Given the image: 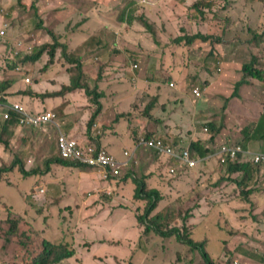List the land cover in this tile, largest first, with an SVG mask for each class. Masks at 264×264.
<instances>
[{"label": "trees", "instance_id": "16d2710c", "mask_svg": "<svg viewBox=\"0 0 264 264\" xmlns=\"http://www.w3.org/2000/svg\"><path fill=\"white\" fill-rule=\"evenodd\" d=\"M42 1L45 7L43 9L40 8L39 2ZM90 4H93L97 7L102 6L103 4L99 3L97 0H89ZM115 1V0H113ZM125 4L122 6L121 3L116 5L114 9H109L104 13L107 17L111 18L112 22L116 27H122L123 34L129 33L126 35H131V29L136 30H146L139 32L136 34L137 37L144 36L148 39V43L153 44L159 51V55L161 58H168L170 56V50L165 44V39L162 38L164 34H167L166 31L162 28L163 32L160 36H157L155 24L149 20L145 13H136L134 11L130 12L131 5H128L130 0H125ZM179 3H176L172 9V13L175 18L183 19L186 27L181 28V33L184 35L177 36L175 34L172 35V42L174 46H182L186 48L187 53L190 56H196L198 54H205L200 52V45L204 44L209 47V52H207L204 57H208V55L216 54L218 57L222 56L225 48L232 41H237L239 45L247 44L248 49H257V51H249L247 55V60H244L243 57L239 55H234L232 57H228V63H232V69H237V81L234 84L233 88L238 89L240 87H250L251 91L256 92L261 96H264V87L261 88L258 83L264 84V52L263 43H264V26L256 25L255 29L252 27L251 23L253 20H250L251 16H245L241 25L239 26V31L243 30L242 25L245 26L244 30L247 29L248 37L243 39L241 37H232L229 38L226 35L227 26H232L235 23V20L231 19L228 16L221 17L220 9L223 5V0H191L188 4H184V0H179ZM253 5L252 9H255L258 12L264 11V0H252ZM17 7L18 5L24 9L26 20L29 19L30 16H35L37 18V22L34 26V29L31 33L28 34L29 37L32 36L33 33L36 35H45V40L38 44L33 45L28 48L29 50L25 57L21 60H17L15 56L11 60L10 63L6 64V70L15 69L17 66L21 64H29L35 63L40 60L42 56H47L48 63L51 65L55 59V57L59 56V60H63L67 63V70H75L76 75L75 78L71 80L70 84L63 85L58 91L55 92H46L41 94V96H62L69 92H74L75 90H83L87 96H89L95 104L99 105V99L101 98V94L97 93V86L90 88L87 82L83 80V57L82 56H71V52L73 49L79 45L80 39L73 35L74 27H79L82 22L86 20L84 17H72L75 9L71 4H67L65 7H59L62 5L63 0H16ZM225 3V2H224ZM245 5V1L244 4ZM86 4H84V7ZM218 8V9H217ZM241 7L236 3H232L227 7V12L237 13L240 12ZM148 11H152L155 16L160 15V10L156 9L152 6L148 7ZM247 14V12H246ZM19 16L17 13L16 17ZM257 19V18H256ZM249 20V21H248ZM9 23L8 29H16L21 28L19 23L15 21V18L12 20L7 19ZM207 22L210 23L211 29L208 28ZM250 25V27H249ZM135 27V28H134ZM161 30V27H159ZM137 31V30H136ZM6 33V32H5ZM132 33V34H133ZM71 34V35H70ZM122 34V35H123ZM1 37V34H0ZM125 37V40H126ZM129 41V40H127ZM133 45L138 49H144L143 51H152L147 45L144 46V40L142 38L135 39ZM132 41V42H133ZM17 45V44H16ZM15 45V47H16ZM31 52V53H30ZM12 53L14 54L15 52ZM11 53V54H12ZM156 53V52H155ZM6 57L0 51V58ZM47 60L45 57H43ZM221 58V57H220ZM203 59V58H202ZM204 60V59H203ZM47 63V64H48ZM225 60L224 65L228 64ZM263 64V65H262ZM47 66V65H46ZM262 66V67H261ZM189 71V78H196L198 75L192 76ZM210 74L216 76L215 80L217 82L215 85H218L221 79H224L226 82V74H231V71L224 72L217 71L216 69L210 71ZM220 75L222 76L220 78ZM201 76V75H199ZM220 78V79H219ZM219 79V80H218ZM2 83H0V88H4L6 83H4V79H0ZM100 80V75L97 76L96 81ZM202 81L201 83L198 81H194L201 86V88H208L212 85V81ZM184 79H181L182 83ZM171 81L170 83H172ZM191 82V81H190ZM186 84V82L184 81ZM244 84V85H243ZM189 86V85H188ZM259 88L260 91H259ZM28 94H32L30 88H26L21 91ZM221 93V92H220ZM232 95V94H231ZM216 96V95H212ZM165 96L161 94L159 91H156V95L152 97L149 95V101L145 108H141V116L139 117V126L144 128V124L150 121H155L160 125L162 134H169L176 131L178 128L185 124V119L181 116L180 120H176V116H172L170 114V118L165 121L164 118L153 117L155 108L162 106L164 102L163 99ZM231 97V96H230ZM230 100V98H228ZM195 100V99H194ZM135 103L137 106L139 104H143L142 101L135 99ZM20 104V103H19ZM22 105V104H20ZM24 109L29 110L30 108L22 105ZM214 106V105H212ZM215 107H211L212 115L218 113L214 109ZM138 109V108H134ZM166 109L163 107L162 112H165ZM134 115L133 112L122 113L120 115H116V119L112 120V124H116L119 119H123L124 117H128ZM23 114L19 112L12 111L10 117L3 121L0 125L1 127V136H0V146H2L6 151L11 155L9 156V160L6 157L0 156V181L4 182V178L8 177L10 172L14 171L15 168H18L19 171L23 173V176H28L29 174H43L47 173L51 170L52 164H60V165H77L83 166L84 163H73L68 159L62 157L57 148L56 138L52 137L51 141H47L46 146H41L39 143H36V138L28 136L32 142L29 145V151L33 152L35 147L37 146L40 150L36 153L39 156H43L45 169L38 170H28L31 167L33 158L27 159L24 154L21 152H16L14 154V143L18 138L10 137L7 139L6 132H13L14 134L20 133L22 130H29L30 127L21 122L23 119ZM246 117V115H244ZM95 116L90 117L87 123V137L90 143L95 144L97 149H104L108 154L114 155L113 149H106L101 146L102 133L99 134L97 132L95 134L94 131L91 130V126L94 123ZM130 120V119H129ZM222 121L219 119H208L202 125L204 132H207L209 135L208 140L205 144L198 139L190 140V142L185 145L177 141V137L175 140L171 137H162V145H161V154L164 156L170 149L175 151L176 146L178 147V151L180 155L183 151H187L189 156L193 157V161H196L198 156H204L210 158V156H214L220 149L221 143L217 148L212 147L211 141L215 142L217 139L222 137V133H229L231 138H234L241 133V140L228 143L226 142L227 149L224 152L223 163L224 166L216 164V172L218 178V185L226 184L224 179H220L219 177H225L234 181V183L227 185L226 189L221 191V187L217 188V193L224 192H232V188L246 189L249 183H253L252 189H248L247 191L241 192V194H236V197H242L243 203L246 200L249 204L244 206L230 207V212L232 215L240 218V222L238 226H234L232 224H228L227 229L225 222H222L221 219L218 220V224L222 226L226 231V236L220 237L219 233H214L211 227V222L206 225L205 230L210 232L211 236L216 237L217 239L221 238V243L223 244L222 250L226 254H230L231 248L228 246L229 240L235 235L242 234L245 237H251L253 233H256L257 240L261 241L260 246H264V233L261 229L257 228L258 232H254L253 227H256V222L262 223V216L264 215V202L260 201V191L264 189V186L257 185V178L261 175H264V162H255L254 157L258 154H264V151H248L247 145L252 146L255 144V140L260 143L264 142V114L260 117H256L254 120H248V122L244 126H240L239 128H219L218 123L216 122ZM226 121V119H223ZM106 126V125H105ZM224 126V123H220V127ZM19 129V130H18ZM104 130L103 132H105ZM94 133V135H93ZM107 134V132L105 133ZM120 134V133H119ZM20 138V134H16ZM179 135V134H173ZM227 135V134H225ZM152 133H148L146 137H142L144 140L150 139ZM155 147H150V150L155 154L159 155V153L154 150ZM249 152V153H247ZM173 156L172 166L178 165L177 169H173L171 171L170 167L165 168L161 177L164 184L166 181H171V184L174 186V189H177L179 196L174 199H163L164 194L159 188L156 187H148V184L145 180V175H138L139 171H135L131 168V164H124L123 167H128L127 173L122 176V172L116 176H109L108 173L102 179L109 181H117V182H126L128 179L134 184V193H133V201L132 203H137V200H142L141 203L138 201L137 203V211L142 210V213L136 215V219L139 224L143 226V235H148L146 240L149 238V234L154 233L160 236L159 241L160 245L163 244L167 239V237H174L178 242H183L186 244L191 251H198L201 255L204 264H215L208 253V241L209 237L198 239L194 236L195 225L188 222L189 219L197 218L198 221L204 222L209 221L207 212L205 210H201L195 213L194 209L199 204L200 207L204 204L202 203L203 199L201 195V190H199L200 181L194 182L192 180H187L188 174L190 170L193 171V165L186 162L181 156ZM180 161V162H179ZM218 161V160H217ZM179 162V164H178ZM191 165V166H190ZM188 172V174H187ZM137 174V175H136ZM187 174V175H186ZM166 178V180H165ZM203 184L206 185V193L210 192L208 189H213L214 186L211 185L210 180H203ZM15 185V184H13ZM174 191V190H173ZM255 191V194L251 195V192ZM87 193V192H86ZM108 195V194H107ZM30 193H25V198L29 197ZM104 197H106L104 195ZM174 199V200H173ZM144 202V203H143ZM2 203L6 204L1 206L0 209H7V215L5 217H0V231L6 228L3 231L2 237L0 238V264H61L66 261L70 256L74 254V248L69 246L68 243L65 242H53L48 239L46 236H43L40 231L33 229L27 220H24L23 215L13 211L10 204L5 201L4 194L2 196ZM143 206L141 207L140 205ZM193 204H196L195 206ZM90 205V206H88ZM87 207H91L93 210H87L83 212V214H87V217H92L98 211L96 208V203H90ZM161 205V207H159ZM86 206V204H84ZM159 207V208H158ZM204 207V206H203ZM155 210V215L150 216L151 212ZM206 212V213H205ZM222 215V212H220ZM16 218H22L21 223ZM196 219V220H197ZM249 221L248 227H246V223ZM198 223V222H196ZM216 229V228H215ZM219 235V237H218ZM225 239L223 240V238ZM92 242H88L91 244ZM204 244L205 248H204ZM221 249V244L219 245ZM179 255L180 252H177ZM260 259L259 261L264 263V252L259 253ZM224 256V255H223ZM222 256V257H223ZM156 258H153V260ZM235 259V258H234ZM233 259V260H234ZM228 260V259H227ZM133 263V261H131ZM125 264V263H121Z\"/></svg>", "mask_w": 264, "mask_h": 264}, {"label": "rangeland", "instance_id": "374dc122", "mask_svg": "<svg viewBox=\"0 0 264 264\" xmlns=\"http://www.w3.org/2000/svg\"><path fill=\"white\" fill-rule=\"evenodd\" d=\"M99 3L103 4L106 0H97ZM108 0L107 4L110 3ZM245 1V5L244 4ZM2 2V5H1ZM178 1L176 0H169L166 3V0H163V3H166L165 10L169 11L172 10L174 5ZM236 2L241 8V11L237 13L227 12V7L230 6L232 3ZM223 5L220 9V16L223 18L225 16L230 17L231 19L235 20V23L232 26H227L226 35L229 38L232 37H241L243 39L247 38L249 35L247 33V29L244 30L245 26L242 25L243 30L239 31V26L241 25L243 19H245V16H251L250 20H253V23H251L252 27L255 29L256 25H262L264 26V11L258 12L255 9H252L253 2L252 0H226V2H223ZM66 6V5H65ZM115 7V6H114ZM114 7H110L109 9H114ZM62 8V7H61ZM218 9V8H217ZM134 11V9H133ZM135 12V11H134ZM247 12V14H246ZM17 13H19V16L16 17ZM6 17L9 20H12L15 18V21L19 23V26L21 28L16 29H8L9 23L6 20H3V17ZM79 17V16H75ZM257 18V19H256ZM249 21V20H248ZM37 22V18L35 16H30L28 20L25 18V11L23 8H21L19 5L17 7L16 0H0V30H3L6 32L3 39L0 40V51L1 53L6 57L0 58V76L3 75V72L6 71V64L10 63L13 57L15 56L18 58L17 60H21L25 57V54L31 50V48L28 50L30 46L38 45L42 43L46 36L43 35H36V33H33L31 37L28 36L29 33H31L34 29V26ZM208 28L211 29L210 23L207 22ZM250 27V25H249ZM76 27H74V30ZM101 33H108L112 37H115L114 29H101L99 30ZM131 31L135 32L136 34H139V32H142L143 30H134L131 29ZM98 31H86L83 29H79L75 31L76 35H81L82 33H97ZM129 33H125L122 35L121 40L125 44L132 45L131 48L141 53V55H134L130 52H128L129 49H126L125 51L132 55L131 58H128L125 53V57L122 58L121 62L119 63L114 59V55L111 56L107 64H103L106 67H123V71L118 72L119 76L123 79H125L128 82H131L130 74L126 71L125 65L126 61L125 58L130 63L133 64H140L142 68H148L150 65L151 68L149 69L148 77L147 79H151L152 76H157L158 74L156 71L159 69L155 63L151 64V60L159 59L157 55H159L158 49L151 43H148V46L151 50L155 51H143L142 49L136 48L133 43L135 41L129 40V35L126 37V35ZM134 35V34H133ZM136 37V35H134ZM143 36V35H142ZM128 41L126 43L125 40ZM144 37V36H143ZM147 39V38H146ZM133 41V42H132ZM87 42L86 39H80V43L78 46H76L73 51L71 52V56L75 57L77 54L78 49L82 47V45ZM18 44V46L15 47V45ZM28 47V48H27ZM247 44L239 45L238 42L232 41L230 44L225 48L222 56L218 57L216 54L208 55V57H204V55L209 52V47L207 45H200V52H203L205 54H198L196 60L201 61V64L197 63L195 66H192L193 69L191 70L190 74L192 76L198 75L197 81L202 82V78L199 75H202L203 73H199L195 70L199 67H205V71H212L214 69L222 68V71L228 72L231 71V75H235L238 73L239 68L232 69V63H228L227 65H223L225 60H228V57H232L234 55H239L243 57L244 60H247V55L249 54V51H257V49H248L246 48ZM264 47V43H263ZM15 52L14 54L12 53ZM264 52L263 50H261ZM12 53V54H11ZM31 53V52H30ZM160 56V55H159ZM171 57L169 58H163L161 61H159L158 65H162L163 67L169 66L171 61L170 59L174 60L177 64L172 66L174 74H179L184 78L185 83H178V82H172L171 78L166 79L165 85H156L157 90L161 94H163L167 100L164 102V108L166 109L165 112H162L159 108L154 109V115L153 117L157 118H164L165 121L170 118V114L172 112H179L184 118L187 120L188 110L190 107L187 106V104H191V98L197 100V103H200L206 98V101L211 102L212 99L210 97H206V92L203 91V89L200 88L198 84H194L197 82L189 81L188 79V73L190 71L189 67L187 66L185 70L182 72L180 71V67L182 66L183 58H185V50L183 51H177L176 54H171ZM45 57L48 63L47 56ZM42 57L39 61L42 63ZM138 58L139 62L134 61V58ZM161 57V56H160ZM204 60H203V59ZM38 62L37 66L40 69V72L44 71L45 69V62L41 64ZM263 65V64H262ZM23 68L22 72L24 73V77H30L29 72L31 70L26 69L24 70V67L26 64L19 65ZM161 67V68H163ZM262 67V66H261ZM139 69V67H138ZM264 69V67H263ZM135 72L138 71L136 70ZM76 71L71 70L69 71V74L66 76L64 80H62L59 83L55 84V87H59L63 83L70 84L71 80L75 78ZM209 75V73H208ZM32 77V83L34 82V75H31ZM166 74H162V78H165ZM89 82L92 86V79L88 78ZM239 81V80H238ZM237 81V82H238ZM222 82V79L219 83ZM143 83V82H142ZM25 85V88H29L30 85ZM189 85V86H188ZM244 85V84H243ZM261 88L264 87L263 83H258ZM63 86V85H62ZM61 86V87H62ZM150 86V85H149ZM216 85L214 84L212 88H210L207 93L210 96L211 93H213V88ZM259 88V91L260 89ZM217 91L213 93L217 97L216 101H214L215 111L218 113H215L211 116V119H221L222 121L216 120V122L219 124L218 127L225 129L227 127L233 128L240 126H244L248 120H254L256 117H260L262 114H264V96H261L259 94H256V92L251 91V88L248 87H240L238 89H231L229 87H224L222 89L216 88ZM222 90V91H221ZM166 91H169V96H166ZM84 93V92H83ZM156 93V92H155ZM179 93H181V96L179 97ZM231 97H229V95ZM85 95V96H84ZM84 95H78L77 98L73 101L74 107L77 109L78 107H86V109L91 112L94 108H100L101 105L94 104L92 99ZM192 95V97H191ZM124 96H116L115 98H123ZM129 98V97H128ZM230 98V100L228 99ZM101 101V100H100ZM124 102H127V99H123ZM199 101V102H198ZM52 102H47V105H50ZM206 102V103H208ZM117 106L114 108V114L119 112V108H122ZM145 108L144 106L142 107ZM42 107H38L37 112H32L29 110H26L28 116L35 117L42 114L43 111ZM141 112V111H140ZM140 112L138 113V119L141 116ZM246 115V117H244ZM201 118V117H200ZM223 119H226V121H223ZM1 121V120H0ZM197 121V119H196ZM223 122L224 126L220 127V123ZM2 122H0L1 125ZM79 127H85L86 122L83 120H80L77 122ZM117 123H120L119 125H115V130L119 131V133L122 135L123 133L128 132L126 130L125 125L127 124L126 118L125 119H119ZM203 124V123H202ZM161 124L150 121L148 123L144 124V128H141L138 125L136 127V130H146L149 133H152L156 130H161L160 127ZM109 126V125H107ZM199 129V127H197ZM185 131V127L178 128L173 133L178 134L179 132ZM43 133L45 136H47L50 131L47 132H41L40 130H22L20 132V138L13 132H6L7 139L10 137H16L18 138L15 141L14 144V154L16 152H21L24 154L25 158L31 159L33 158L32 165L30 168H39V169H45L44 166V159L43 156L36 155L34 151L37 150L38 147L36 146L34 151H29V145L31 144V140L28 139V136L38 138L39 135ZM85 133H87V126L85 128ZM0 136H1V127H0ZM238 139L231 138L230 134L228 133L225 135V133H222V137L220 139H217L215 142L211 141L212 147L217 148L221 143V147L225 146L226 142L234 143ZM155 148L154 150L160 151L161 141L162 137H157L153 140ZM257 143L253 144L250 148L249 145H247V148H249L252 151H264L257 149ZM260 145L263 144L259 143ZM154 147V146H152ZM149 149V148H146ZM176 149L178 147L176 146ZM114 150V155H116L119 159H124L125 156L123 154L124 150H133L132 146H128L127 143H119L116 145ZM181 151H177L176 155L180 153ZM154 155H157L154 153ZM163 156V155H160ZM173 150L170 149L163 157L166 158L165 163L168 162V167H170L171 171L173 169H177L178 165H175V167L172 166L173 162ZM157 157V156H156ZM177 160L178 157L176 156ZM189 159L193 160L192 156H189ZM224 159H219L216 163L217 165L224 166L222 164ZM180 162V161H179ZM178 162V164H179ZM215 163V162H214ZM133 165L131 168L135 171H139L138 175H143L146 170V178L145 180L148 181V187H155L158 186L159 189L164 194L163 199H171L174 197L179 196L178 192L173 191L171 181H166V184H169L167 188L163 187L162 177L158 173L159 169L156 168V170H152V166H149L147 168V164L145 161H140L138 163H132ZM193 168L197 167V161H194L192 164ZM191 166V165H190ZM83 170H86L89 173V181L94 182V178L99 175V173L93 172L95 166L85 164L82 166ZM152 168V169H151ZM201 168V167H200ZM93 169V170H91ZM130 170L128 167L124 166V171L122 176H124L127 171ZM149 170V171H148ZM202 171H204L201 168ZM210 172V171H209ZM206 171L204 174L209 173ZM9 176L4 178V182L0 181V207L4 206L6 204L2 203V196L4 194L5 201L11 205L13 211L18 212L23 215L24 220H27L29 222V225L37 230L40 231L43 236H46L51 241L55 242H65L68 243L69 246L74 248V254L70 256L64 263L61 264H121L120 261L116 258H121L125 264H204L203 260L201 258V255L198 251H191V249L184 244L183 242H178L174 237H167L165 239L166 241L163 242L162 245H160V236L151 233L149 234L148 240L146 238L148 235H143V226L138 223L136 219V215L142 213V210L137 211V203H132L133 201V193H134V184L128 179L126 182H117V181H111L110 183H105L108 185L111 189H107L106 191H102L99 197H96L95 195H87L86 191H92L93 185L86 183V173L83 172L81 174V181H82V187L80 192L85 191L84 193V200L81 202L80 199L75 200L73 198V195L61 192V197L52 199L54 196L53 194L47 193H40V189L42 186H45L42 182L46 183V180H48L50 175H47V173H39V174H29L28 176H23V173L19 171L18 168H15L14 171L8 173ZM188 174V172H187ZM186 174V175H187ZM210 174H212L210 172ZM137 175V174H136ZM203 175V174H202ZM204 176V175H203ZM100 177V175H99ZM200 178V177H199ZM220 179H224L227 185H230L234 183V181L227 179L225 177H219ZM157 179V180H155ZM166 180V178H165ZM189 180V178H187ZM203 180H213V178L208 175L204 177ZM254 180H257V185L264 186V175H261L257 178H254ZM15 184V185H13ZM47 184V183H46ZM253 183H249L248 186H246V189H236L233 192H224L217 193L214 195V193H206L204 195L205 200L203 199L202 203H204V208H201L198 204L196 208L194 209L195 213L201 210H205L207 212H210V214H207V217L209 218V221H198L197 218L195 219H189L188 222L195 225L194 230V236L195 238L202 239L206 236L209 237L208 241V253L211 259L215 264H231V261L234 258H240L238 254H241L242 256L246 258H253L257 256L258 252H264V246L261 247V241L257 240L256 233H253L251 237H245L242 234H237L234 237H232L229 242L228 246L231 248L230 254H226L222 250L223 244L221 243V238L217 239L214 236H211L210 232L205 230V227L207 224H211V227L213 229L214 233H219L220 237L226 236L225 229L218 224V220L221 219L222 222H225L226 229L228 224H232L234 226H238L240 222V218L237 216H233L232 212H230V207H236L244 206L245 204H249L246 200H244L242 197H236L235 194H241L243 191H247L249 188L252 189L253 186H251ZM214 187H221V191L224 189L223 185H218L215 182L211 183ZM217 191V190H216ZM264 192V189L262 190ZM30 193V196L25 198V193ZM108 194V195H107ZM255 194V191L251 192V195ZM104 195L106 197H104ZM173 199V200H174ZM222 200L223 205L222 207L217 206L216 202ZM221 202V201H220ZM220 202L218 204H220ZM89 203H96L97 212L92 217H89L84 220L83 217H87L88 215L81 214V207L84 206V204ZM144 203V202H143ZM65 205V206H62ZM194 206L196 204H193ZM62 206V207H61ZM90 206V205H88ZM141 207L143 206L140 205ZM161 207V205L159 206ZM158 207V208H159ZM222 212V215L220 214ZM155 210L151 212L150 216L155 215ZM206 213V212H205ZM7 215V209H0V217H5ZM264 220V215H261ZM20 224L22 218H16ZM197 219V220H196ZM198 222V223H196ZM249 221L246 223V227L243 229H246L248 227ZM256 227H253L254 232H258L257 228L261 229L264 233V222L258 223L256 222ZM216 228V229H215ZM3 230L0 231V238L2 237ZM219 237V235H218ZM225 237L223 238V240ZM264 240V238H262ZM85 240H92L91 244L84 243ZM101 240V241H100ZM221 244V249L220 245ZM74 245V246H73ZM204 244V248H205ZM177 252H180L178 255ZM224 255V256H223ZM223 256V257H222ZM153 258H156L153 260ZM261 257H258L260 259ZM116 259V260H115ZM228 259V260H227ZM243 260V259H242ZM1 261V260H0ZM133 261V263L131 262ZM238 261V260H233ZM241 262V261H238ZM242 264H245L244 262H241Z\"/></svg>", "mask_w": 264, "mask_h": 264}, {"label": "crops", "instance_id": "0c3cea01", "mask_svg": "<svg viewBox=\"0 0 264 264\" xmlns=\"http://www.w3.org/2000/svg\"><path fill=\"white\" fill-rule=\"evenodd\" d=\"M106 0L102 6L97 7L93 4H90L89 0H63V3L61 7H65L67 4H71L74 6V13L72 17L80 16L81 18L84 17L86 20L82 22V26L78 28L83 29L86 31H98L97 33H82L81 35H76L73 33L75 37L78 39H86L87 42H85L80 49H78L76 56H82L83 57V80L87 82L90 88H93L96 84L97 86V93L101 94V98L99 99V103L101 107L94 108L91 112H89L86 107H78L77 109L73 105V101L77 98L78 95H84L85 92L83 90H75L74 92L66 93L62 96H41V94L46 92H55L58 91L62 85H66V83H63L59 87H55L56 83L61 82L66 78V76L69 74V71L67 70L68 66L65 61L62 59L59 60V56L55 57L53 63L51 65L46 64L47 61L42 57V63L45 62L47 66H45L44 71L40 72V69L37 67L39 66L37 63H29L24 67V70L29 69L31 70L29 72V76L33 74L34 82L30 85V89L32 91V94H28L25 92H19L25 90L24 85V73L22 72L23 68L21 67V70H9L3 72V75L0 76V79H4V83H6V86L4 88H0V92L4 94L11 102L13 103H20L24 105L25 107L30 108V111L37 112L38 107H42L43 112L49 111L55 115L54 122L52 123L50 133L45 136V134L41 133L38 138H36V143H39L41 146H46L47 141H51L53 135L55 138L59 134H63L69 138L78 140L82 145H88L93 144L90 143L91 141H88L87 133H85V128L87 126V123L93 115L95 116L94 123L91 126V130L95 132L102 133V137L100 135L99 140L101 139V146L105 147L106 149H115L116 145L119 143H127L128 146H133L137 142L139 138L146 137V135L149 133L146 130H134L136 129L138 125V113L141 111L140 107L147 105V102L149 101V95L152 97L153 95H156L157 87L156 85H165L166 79L171 78L173 82H181V79H184L179 74H174L172 66L177 64L174 60L170 59L171 63L168 66L163 67L162 65H158L159 61H161L163 58H161L159 55L156 60H151V64L155 63L156 66L159 68L156 73L157 76H152L151 79H147L148 77L147 72H149V69L151 66L149 65L148 68L145 69L141 67V65L137 64L139 69H133L131 68L130 60L128 61L125 58V61L127 62L125 65L126 71L130 74L131 82L126 81L125 79L121 78L118 74V72L123 71V67H106L103 64H107L109 59L112 55H114V59L121 62L122 58L125 57V55L128 58H131L132 55L127 53L125 50L129 49L128 52L134 54V55H141V53H138L134 51L130 44H125L122 40V34L120 33L121 28H118L115 26V24L112 22L111 18L113 17H107L104 15L105 12L109 10L110 7L116 6L118 4L115 1H111V4H107ZM169 0H166V3ZM177 3L180 4L179 0ZM191 0H184V4H188ZM126 1L121 0V5L123 6ZM226 2V1H223ZM166 3H163V0H130L128 5H131L130 12L134 11L136 13H145L150 21L155 24L156 33L159 37L160 34H162L163 30L166 31L167 34H164L162 36L163 39H165V44L170 50V55L174 54V47L172 46V43L170 41V38L172 39L173 34H181L180 29L183 27H186V24L183 19H177L174 17L172 10L166 11L165 7ZM84 4L86 6L84 7ZM2 5V2H1ZM152 6L156 9L160 10V15L155 16L152 11H148V7ZM45 5L43 2H41V8L43 9ZM4 19V17H3ZM161 27V30L159 29ZM114 29L115 37H112L108 33H101L99 30L101 29ZM135 28V27H134ZM137 29V28H136ZM144 31V30H143ZM134 34V33H133ZM131 33L129 35V40H135L142 38L144 40V46L147 47L148 45V39H146L143 36L135 37ZM71 35V34H70ZM0 40H2L0 38ZM126 43L128 41L124 40ZM177 51H183V49L178 48ZM125 55H124V53ZM171 57V56H169ZM168 57V58H169ZM197 58V57H196ZM196 58H191L190 56L186 55L185 58H183L182 66L180 67V71L186 69L188 66L190 71L193 69L192 66H195V64L199 63L201 64V61L196 60ZM134 61L139 62L138 58H134ZM41 63V61H39ZM228 63V61L226 60ZM41 63V64H42ZM136 65V64H133ZM202 65V64H201ZM163 67V68H161ZM138 71L137 72L135 71ZM195 70L199 73L203 72L204 74L207 73L205 71V67H199ZM162 74H166L165 78H162ZM100 75V80L96 81L97 76ZM222 76L220 75V78ZM88 78L92 79V86L89 82ZM202 81H206L210 79L209 81H212V85L208 87V89L212 88V86L217 82L215 80L214 76H209L207 74L201 75ZM219 78V79H220ZM189 81H192L189 78ZM218 79V80H219ZM238 77L237 74L231 75L226 74V82L224 79H222V82L216 85L213 88V93L220 92L217 91L216 88L222 89L224 87H229L233 89L234 84L236 83ZM194 81H197V78L193 79ZM143 82V83H142ZM0 83L1 80H0ZM184 83V81H183ZM150 85V86H149ZM221 90V91H222ZM207 92V88L204 90ZM84 92V93H83ZM211 93L210 97L212 99L211 102L206 101V98L202 100V102L197 103V100H194L191 95V104H187L190 109L188 110V119L186 120L184 116H182L179 112H172V116H176V120H180V117L182 116L185 119V124L182 127H185V131L179 132L178 136L173 135L175 133H169V134H162L161 130H156L152 132V135L155 136H161V137H171L175 140V137H177V141L184 143L187 145L190 140H200L202 144H205V142L208 140L209 135L207 132H204L202 128V123H204L206 120L211 119L212 113H211V107L212 104H214V101H216L217 97L212 96L214 95ZM123 98H115L116 96H124ZM166 96H169V91H166ZM85 96V95H84ZM181 96V93H179V97ZM231 94L229 95V97ZM129 97V98H128ZM126 98L127 102H124L123 99ZM135 99H138L139 101H142L143 104H137L135 103ZM165 100V97L163 98ZM101 100V101H100ZM52 102L50 105H47V102ZM199 102V101H198ZM208 102V103H206ZM95 104V103H94ZM122 108H119V112L114 114V108L119 106ZM164 105L159 106L158 108L162 111ZM138 108V109H134ZM157 109V108H155ZM154 110V109H153ZM133 112L134 115L128 116L126 118L127 124L125 125L126 130L128 132L123 133L122 135L119 134V131L115 130L114 124H112V120L116 119V115H120L122 113H128ZM201 117V118H200ZM130 119V120H129ZM197 119V121H196ZM83 120L86 122L85 127H79L78 121ZM120 123H116L115 125H119ZM106 125V126H105ZM109 125V126H107ZM199 127V129H197ZM19 130V129H18ZM106 130L105 132H103ZM107 132V134H105ZM20 134V133H16ZM228 134V133H225ZM94 135V133H93ZM234 138L238 139L237 141L241 140V133L240 135L235 136ZM236 141V142H237ZM14 143V141H13ZM230 143V142H228ZM227 143V144H228ZM255 143H257V149L263 150L264 145L259 144V141L255 140ZM95 145V144H94ZM250 148H253L250 146ZM40 149L38 148V151ZM247 150L250 152L249 148ZM247 152V153H249ZM0 156L6 157L9 160L8 152L6 149H4L2 146H0ZM166 158L163 156L154 155V152L150 149H146L143 147H139L136 150L135 153V162L138 163L140 161H145L147 168L149 166H152V170H156V168L159 169L158 173L161 175L162 171L168 167V162L165 163ZM215 162V163H214ZM217 158L216 156H210V158L204 157V156H198L197 158V167L193 168V171L190 170V173L188 174V177L190 180L197 182L200 181V187L199 190H201V193L203 192L204 195L206 194V185L203 184V179L206 175L213 178V180H210L211 183L215 182L218 184V181L216 179L218 178L217 172H216V163ZM204 170L202 171L201 168ZM93 170V169H91ZM149 171V170H148ZM206 171H210L212 174L207 173L204 174ZM85 172L86 173V183L93 185L92 191H86L87 195H95L96 197H99L103 190L109 188L108 185L105 183H110L109 180L102 179V175L99 170L94 169L93 172L99 173L97 177L94 178V182L89 181V173L86 170H83V167L77 166V165H60V164H52L51 170L47 172V175H50L48 180H46V183L42 182L45 186H42L45 188V193H49L50 195L53 194L52 199L60 198L61 192L68 193L73 195V198L75 200L80 199L81 202L84 200V193L85 191L80 192L82 187V181H81V174ZM146 173V170H145ZM143 173V175H146ZM204 176H203V175ZM162 176V175H161ZM200 177V178H199ZM157 180V179H155ZM148 184V181H146ZM163 182V180H162ZM156 188H159L158 186H155ZM163 187L167 188L163 182ZM217 188L214 187L213 189H208L210 192L208 193H214L217 194ZM223 188L226 189V184H223ZM172 189L176 192L177 189H174V186H172ZM232 192L235 190L232 188ZM204 195L202 196V199L205 200ZM236 195V194H235ZM260 201L264 202V192L260 191ZM163 198V197H162ZM235 198V196L233 197ZM221 201V202H220ZM220 202V204H218ZM90 204V203H89ZM217 206L222 207L223 202L222 200H219L216 202ZM86 206L81 207V214L87 210H93L91 207ZM247 205V204H245ZM65 206V205H62ZM61 206V207H62ZM204 205L201 206V208ZM234 216V215H233ZM85 219L87 218H83ZM101 241V240H100ZM84 243L92 242V240H85ZM74 246V245H73ZM259 253H257L256 257L253 258H246L242 256L241 254H238L241 259L235 258V260L244 262L246 264H264L259 261L258 257H260ZM120 261V263H125L121 260V258H116ZM115 259V260H116ZM243 259V260H242ZM231 264H233V260L231 261Z\"/></svg>", "mask_w": 264, "mask_h": 264}, {"label": "built area", "instance_id": "2783aa9c", "mask_svg": "<svg viewBox=\"0 0 264 264\" xmlns=\"http://www.w3.org/2000/svg\"><path fill=\"white\" fill-rule=\"evenodd\" d=\"M3 34V32H1ZM27 82H30V79L27 80ZM1 99V97H0ZM5 109L0 104V110ZM14 109L18 111H22V109L18 105H14ZM1 115H3L4 118H7L8 115L6 112H2ZM54 117V114L51 112H46L42 115L30 117L26 113V116L23 117L21 120L22 123L32 126V127H41L44 125H47L52 121ZM149 146H154V141H148L146 142ZM57 145L59 152L62 157L67 158L73 162H79V163H87L89 165L96 166L99 170L103 172V177L108 175L113 176L114 174H117L120 169V162L113 156L108 154L104 149H96L93 145H82L81 143H78L76 140L69 138L63 134H59L57 137ZM227 149V146L221 147L219 152V157L223 159L224 152ZM125 155L129 158L132 155V152H129L128 150H124ZM176 155V154H175ZM180 153H178L176 156L178 157ZM186 162L193 164V160L189 159V154L187 151H183L180 155ZM255 162H264V154H258L254 157ZM42 192L45 191L44 188L41 189ZM235 264H242L241 262H234Z\"/></svg>", "mask_w": 264, "mask_h": 264}, {"label": "clouds", "instance_id": "9594fccd", "mask_svg": "<svg viewBox=\"0 0 264 264\" xmlns=\"http://www.w3.org/2000/svg\"><path fill=\"white\" fill-rule=\"evenodd\" d=\"M122 1H125V0H122ZM223 1H226V0H223ZM41 2L42 1H40L39 2V6H40V8H41ZM115 2H117V0H115ZM118 4L119 3H121V0H118V2H117ZM109 4H111V1H110V3ZM118 4H116V5H118ZM59 7H61V5L59 6ZM112 7H114V6H112ZM42 9V8H41ZM3 20H7V18L4 16V19ZM83 24V23H82ZM82 24L79 26V27H81L82 26ZM79 27H77L76 29H75V31H77L78 30V28ZM118 28H121V31H120V33L121 34H123V29H122V27H118ZM136 30H138V29H136ZM143 30H146L145 28L143 29ZM75 31L73 32V33H75ZM1 32H3V34L1 33ZM180 32H181V29H180ZM131 33H133V31L131 32ZM0 34H1V39H3V37H4V35H5V31H4V29L3 30H0ZM175 35H177V36H182V35H184L183 33H181L180 35L179 34H175ZM172 40H173V38L171 39L170 38V41H171V43H172V46L174 47V49H175V51H174V54H176L177 53V49L178 48H181V49H183V50H185V54L186 55H188V56H190L188 53H187V50H186V48H184V47H182V46H174V43L172 42ZM16 46H18V44L16 45ZM191 58H196L197 57V55L196 56H190ZM39 61H37V62H35V63H38ZM47 64V63H46ZM224 65V64H223ZM131 68H133V69H137L138 68V65H131ZM21 70V67L20 66H17L16 68H15V70ZM221 67L220 68H218V69H216L217 71H221ZM207 73H205V74H207L208 75V73H209V76H214L213 74H210V71H206ZM148 73V72H147ZM201 73H203V72H201ZM204 73L202 74V75H205ZM217 76V75H216ZM216 76H214V78H216ZM30 79V82H27V80H29ZM24 84H26V85H31L32 84V80H31V78L30 77H26V78H24ZM200 88H201V86H200ZM206 88V87H205ZM205 88H201V89H203V91L205 90ZM209 89L207 88V91H208ZM19 92H21V91H19ZM22 93V92H21ZM206 95L207 96H209L208 95V93L206 92ZM0 97H1V99H0V104L3 106V107H5V109H3V110H0V122H3V121H5V120H7L9 117H10V115H11V112L12 111H15V112H19V113H22L23 114V116L25 117L26 116V109H24V107L22 106V105H20L19 103H13V102H11L4 94H2V92H0ZM14 105H18L21 109H22V111H18V110H15L14 109ZM2 112H6L7 113V115H8V117L7 118H4L3 117V115H1V113ZM46 112H49V111H45V112H42V114H44V113H46ZM42 114H40V115H42ZM53 114V113H52ZM54 119H55V115H54V117H53V119H52V121L50 122V123H48L47 125H44V126H41V127H32V126H29L30 127V130H32V129H34V130H40L41 132H47V131H51V128H49L50 126H52V123L54 122ZM93 126V125H92ZM59 136V135H58ZM57 136V137H58ZM157 137H161V136H151L150 137V139H148V140H144L143 138H139L138 140H137V142L135 143V145L133 146V150H130L129 152H132V155L128 158L126 155H125V153H124V151H123V154H124V156H125V158L124 159H119L117 156H114L121 164H120V169H119V172L117 173V174H114L113 176H116V175H118V174H120L121 172H122V174H123V171H124V167H123V165L124 164H129L130 166H132L133 164L132 163H134L135 162V153H136V150L139 148V147H143V148H149L150 149V147H152V146H149L146 142H148V141H151V140H154V139H156ZM75 140V139H74ZM56 141H57V138H56ZM78 143H80L78 140H76ZM14 144H15V142H14ZM90 145H93V144H90ZM161 145H162V141H161ZM227 145V144H226ZM225 145V146H226ZM94 146V148H96L95 147V145H93ZM57 148H58V145H57ZM97 149V148H96ZM59 150V149H58ZM106 151V150H105ZM178 150L177 149H175V151H173V155L174 156H176L175 154H176V152H177ZM107 152V151H106ZM157 152L159 153V156L160 155H162L161 154V146H160V151L159 150H157ZM60 153V152H59ZM61 155V154H60ZM9 156H11L9 153H8V157ZM157 156V155H156ZM215 156H216V158H217V160H219V159H221V157H219V152H217L216 154H215ZM67 159V158H66ZM69 160V159H68ZM70 162H73V161H71V160H69ZM196 161H197V159H196ZM73 163H79V162H73ZM82 164V163H81ZM84 164H87V163H84ZM93 166V165H92ZM82 167V166H81ZM95 168L97 169V170H99L96 166H95ZM39 168H28V170H38ZM41 170V169H40ZM100 171V173H101V175H102V178H103V172L101 171V170H99ZM110 176V175H109ZM111 177V176H110ZM42 188H44V187H42ZM41 188V189H42ZM41 189H40V193H45V191L44 192H42L41 191ZM45 189V188H44ZM108 189V188H107ZM107 189H105L104 191H106V193H107ZM235 261H233V264H235L234 263ZM238 262V261H237ZM246 264V263H245Z\"/></svg>", "mask_w": 264, "mask_h": 264}]
</instances>
